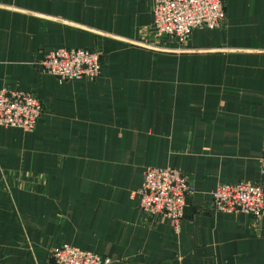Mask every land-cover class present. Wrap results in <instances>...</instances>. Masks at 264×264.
I'll return each mask as SVG.
<instances>
[{"label": "crops", "instance_id": "obj_1", "mask_svg": "<svg viewBox=\"0 0 264 264\" xmlns=\"http://www.w3.org/2000/svg\"><path fill=\"white\" fill-rule=\"evenodd\" d=\"M215 28L152 31V0H0V87L27 90L31 130L0 125V264H54L66 242L106 264H264V215L212 208L222 181H264V0H222ZM97 48L92 79L35 60ZM147 165L186 175L179 231L131 191Z\"/></svg>", "mask_w": 264, "mask_h": 264}, {"label": "built area", "instance_id": "obj_2", "mask_svg": "<svg viewBox=\"0 0 264 264\" xmlns=\"http://www.w3.org/2000/svg\"><path fill=\"white\" fill-rule=\"evenodd\" d=\"M222 0H152V31L158 36L185 41L195 28H215L223 19ZM97 48H50L39 54L35 65L40 72L58 80L92 79L100 71ZM41 114V102L27 90L0 87V125L31 130ZM257 171L264 177V141ZM192 191L186 175L173 166L147 165L141 183L131 191L137 205L148 214L169 220L171 230L179 231L185 197ZM212 208L222 212L264 215V181H222L210 191ZM54 264H106L108 258L63 242L50 248Z\"/></svg>", "mask_w": 264, "mask_h": 264}]
</instances>
